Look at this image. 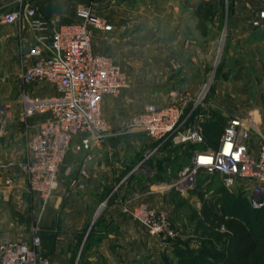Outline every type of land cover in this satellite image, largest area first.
Masks as SVG:
<instances>
[{
	"label": "crops",
	"instance_id": "crops-1",
	"mask_svg": "<svg viewBox=\"0 0 264 264\" xmlns=\"http://www.w3.org/2000/svg\"><path fill=\"white\" fill-rule=\"evenodd\" d=\"M263 5L264 0H32L33 8L55 25L78 22L82 7L104 18L112 29L94 33L93 51L116 64L128 86L103 98L102 114L110 131L101 143L84 150L78 149V138L72 140L59 171V186L43 211L38 197L27 193L18 165L48 114L31 116L25 132L17 120L19 100L7 103L10 120L0 133V241L30 243L27 230L37 220L44 238H51L49 248L42 246L46 259L67 264L79 237L95 224L100 232L91 236L84 250L91 264L96 256L103 264H142L143 259L155 258L156 239L132 213L142 204L166 207L170 182H153L133 172L140 140L134 133L117 132L145 105L168 103L172 90L199 92L218 70L210 102L233 116L248 117L255 144L256 134L264 133V30L251 23ZM7 27L17 29L6 25L0 30ZM22 31L19 36L28 51L35 36L26 27ZM221 31H226L223 44L217 38ZM11 37L15 48L17 38ZM31 90L41 97L56 93L48 82ZM142 134L151 146L172 142L159 143Z\"/></svg>",
	"mask_w": 264,
	"mask_h": 264
},
{
	"label": "built area",
	"instance_id": "built-area-1",
	"mask_svg": "<svg viewBox=\"0 0 264 264\" xmlns=\"http://www.w3.org/2000/svg\"><path fill=\"white\" fill-rule=\"evenodd\" d=\"M77 15L79 21L76 23L55 25L33 8L32 0H0V27L22 23L35 36V44L26 53L30 62L21 74L26 85L21 95L23 115L30 118L48 114V117L31 137L29 162L21 170L28 177L27 192L38 197L41 210L59 186V171L72 140L78 138V149L84 150L101 143L110 131L102 114L103 98L116 95L128 86V79L120 68L92 48L94 33L109 32L112 27L89 7L80 8ZM251 24L255 29L264 30V5ZM40 82L53 84L56 93L43 97L33 95L31 88ZM206 86L207 83H203L193 99L176 90L170 91L168 103H150L134 113L129 118V128L159 143L171 139L175 144L205 145L198 124L186 129L182 126L187 102L192 100L191 109L202 105L200 97ZM252 129L248 117H229L217 148L194 150L189 164L169 188L181 193L192 192L199 177H207L208 181L217 180L226 190L244 189L251 208L263 209L264 133H257V142L253 144ZM145 163L146 158L133 172L149 175L150 169ZM132 215L147 227L150 235L169 234L164 217L156 210L140 205ZM38 242V238L28 244L0 241V264H51L36 253Z\"/></svg>",
	"mask_w": 264,
	"mask_h": 264
},
{
	"label": "rangeland",
	"instance_id": "rangeland-1",
	"mask_svg": "<svg viewBox=\"0 0 264 264\" xmlns=\"http://www.w3.org/2000/svg\"><path fill=\"white\" fill-rule=\"evenodd\" d=\"M16 27L17 29L14 30L8 27L2 29V31L0 30V133L5 130L10 120L7 114V103L16 99L19 100L17 120L26 129L25 132H29V118L23 115L24 105L21 101L22 92L26 88L25 83L22 81L21 74L24 70V66L27 64V47L24 45L19 35L23 32L22 29L25 26L22 23H18ZM225 33L226 31H221L217 36L221 44H223L226 36ZM12 34H15V38H17L15 48L11 45V40H9L12 38ZM220 53L221 51L219 49L217 53L218 59L221 57ZM217 77L218 70L211 73V75L206 78L205 82L207 86L200 97L202 105L191 109L192 100L187 102V108L185 109L187 115L182 126L183 129H186L198 124L205 139L204 146L211 150L214 149L217 141L221 137L228 118L233 116V114L231 115L229 112L214 107L210 102ZM199 92L187 94V96L193 99ZM198 109L203 112L200 116L195 114ZM128 123L129 120L117 133L123 136H129V134L134 133L140 140L142 150L140 149L138 157H136V165L140 164V162L146 158L145 164L150 169V174L147 176L151 179L150 181L157 182L164 179L172 185L176 181L179 172L189 164V154L191 151L188 145L189 143L175 144L169 139L172 142H167V145H165L166 142H164L160 145L151 146L147 144L146 136L142 134V132L132 131ZM30 140L31 137L28 140L24 159L18 165L21 172V168L29 162ZM167 168L170 169V172L166 171ZM23 175L27 186L28 177L25 174ZM202 180L203 182L200 183V188L197 186L192 192L181 193L180 191L171 189L169 191L168 205L166 207L154 208L142 204V206L156 210L158 215L164 217L168 225V230H166L169 232L168 235L166 232L158 236L149 234L156 239L154 244L157 245L158 250L154 255L155 258L149 261L143 259L142 264H186L189 263L190 259H188V256L191 254V257H197V260H193L191 264H225L228 253V221L236 222L248 217L247 219L250 220L248 221L249 223L255 221L256 224H252L249 227L253 229L256 235L264 237V211L254 213L248 208V195L244 189L236 187L233 190H227L225 193L223 190L219 189L220 185L217 180ZM205 182H207V184H205ZM144 192L145 194L148 193L146 191ZM207 202L215 205L217 220L214 222L206 221L202 214V209ZM137 223L148 232L144 224ZM94 227L95 224L89 227L85 233L79 237L78 243L71 253L67 264H91L87 260L89 255L86 254L84 250L88 243L91 242V236H93L96 231L100 232ZM27 232L30 241L34 238H38L39 245L35 251L46 259V255L42 252V246L49 248L51 238H44L41 226L37 220L31 223ZM95 239L96 238H94V240ZM185 252L188 254L185 255ZM258 256L257 254L254 256L255 260L260 264H264V260ZM95 259L93 264H103L100 257L96 256ZM118 264L125 263L120 261Z\"/></svg>",
	"mask_w": 264,
	"mask_h": 264
},
{
	"label": "trees",
	"instance_id": "trees-1",
	"mask_svg": "<svg viewBox=\"0 0 264 264\" xmlns=\"http://www.w3.org/2000/svg\"><path fill=\"white\" fill-rule=\"evenodd\" d=\"M202 113L203 112L198 109L195 114H197L199 116V115H202ZM203 115H205V114H203ZM218 142H219V140L217 141V144L215 145L213 150H215L217 148ZM188 145L191 149L190 154H192L193 151L196 149H204L205 148L204 145H196V144H191V143H189ZM199 179H198L197 186L200 188V186H201L200 183L203 182L202 179L206 180L207 177L201 176V177H199ZM219 189L223 190V192H225V193L227 191L221 185H220ZM221 196H223V195H221ZM247 202H248V200H247ZM248 208L254 213L264 211V208L260 209V210L252 209L249 202H248ZM202 214H203L206 221L214 222L217 220V213H216L215 205L210 203V202H207L205 207H203ZM247 218H245V219L243 218V219H241V221H236V222L235 221H228V223H227V228L229 230L228 231L229 237H228V247H227L228 253H227V258H226L225 264H260L254 258V256L256 254L259 255L264 260V237H261V236H258L255 234L253 229H251L249 227L252 224L256 225L255 221L253 223L252 222L249 223L248 221H250V220ZM186 252H185V255L188 254ZM191 255L188 256V259H190V261H189L190 264L192 263L193 260H197V257H195V256L191 257ZM189 263H186V264H189Z\"/></svg>",
	"mask_w": 264,
	"mask_h": 264
},
{
	"label": "snow or ice",
	"instance_id": "snow-or-ice-1",
	"mask_svg": "<svg viewBox=\"0 0 264 264\" xmlns=\"http://www.w3.org/2000/svg\"><path fill=\"white\" fill-rule=\"evenodd\" d=\"M231 147V145H229V148Z\"/></svg>",
	"mask_w": 264,
	"mask_h": 264
}]
</instances>
